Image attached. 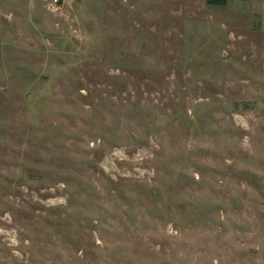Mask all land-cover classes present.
I'll return each mask as SVG.
<instances>
[{"label":"rangeland","instance_id":"374dc122","mask_svg":"<svg viewBox=\"0 0 264 264\" xmlns=\"http://www.w3.org/2000/svg\"><path fill=\"white\" fill-rule=\"evenodd\" d=\"M0 264H264V0H0Z\"/></svg>","mask_w":264,"mask_h":264},{"label":"built area","instance_id":"2783aa9c","mask_svg":"<svg viewBox=\"0 0 264 264\" xmlns=\"http://www.w3.org/2000/svg\"><path fill=\"white\" fill-rule=\"evenodd\" d=\"M67 0H52V4L58 6L65 3Z\"/></svg>","mask_w":264,"mask_h":264}]
</instances>
